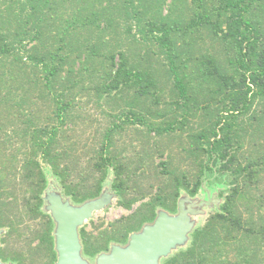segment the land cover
<instances>
[{
    "label": "trees",
    "instance_id": "16d2710c",
    "mask_svg": "<svg viewBox=\"0 0 264 264\" xmlns=\"http://www.w3.org/2000/svg\"><path fill=\"white\" fill-rule=\"evenodd\" d=\"M166 1L0 0L2 262L57 263L50 176L79 205L112 175L118 205H139L81 227L82 255L127 245L214 177L220 208L160 264H264V0Z\"/></svg>",
    "mask_w": 264,
    "mask_h": 264
},
{
    "label": "water",
    "instance_id": "95a60500",
    "mask_svg": "<svg viewBox=\"0 0 264 264\" xmlns=\"http://www.w3.org/2000/svg\"><path fill=\"white\" fill-rule=\"evenodd\" d=\"M47 190V189H46ZM110 190H112L110 186ZM112 194L104 192L100 197L83 204L73 205L62 195L47 190V209L56 222L55 242L58 252L56 264H88L82 256L79 227L109 202ZM200 204L189 203L186 208L179 200L178 213L162 210L152 224L140 232L132 233L127 245H112L111 250L97 256V264H160L174 249L186 243L191 231L188 215ZM2 230H0V234ZM0 264L4 263L0 260Z\"/></svg>",
    "mask_w": 264,
    "mask_h": 264
},
{
    "label": "rangeland",
    "instance_id": "374dc122",
    "mask_svg": "<svg viewBox=\"0 0 264 264\" xmlns=\"http://www.w3.org/2000/svg\"><path fill=\"white\" fill-rule=\"evenodd\" d=\"M170 1L171 0H167L166 2L162 3L163 5L162 9L165 15L168 13ZM204 39L206 41V45L204 46V48L209 47L216 54L218 50L220 49L218 43L216 41L211 40L209 37H206V36ZM88 104H89L88 109H92L94 103L89 102ZM163 106L164 104L160 105V107H163ZM198 120L199 118H197V121ZM186 136L187 135H185L184 137ZM130 137H132V135L128 134L127 132V134L123 138H125L126 140H129ZM178 137L179 136H171V138H165L163 142L169 143L168 144L169 146L176 147L174 145L177 143L176 139ZM121 143L122 145L125 144L124 142H121ZM137 148H140V147H137ZM246 150H247V147H246ZM168 152L170 151L167 150L165 152V156L163 159L166 160L167 158L173 157V164H174L176 162L177 155L175 152H170L172 154V156H170L168 155ZM156 161L158 162L159 160L156 159ZM111 179H112V175H110L108 180L104 183V188H103V193L108 192L109 194H112L109 202L104 206V208L98 211H95L93 213V216L90 219H88L82 226H80L79 229L81 227H85L86 230L90 231V230H93L95 228V225L99 224L100 222H105L104 224L107 225L108 223L114 220L120 219L126 215L131 214L133 210L139 205V203L135 204L133 209L131 210H128V209H125L119 206L117 203L118 198L115 196L112 190H110ZM204 184H205V188L200 190L199 193L194 197H191L185 191H181L179 200L184 203L185 208L189 203H193V204L201 203L202 205L197 206L188 215V217L190 218V224H191V231L188 234V239L185 244L178 246L176 249L172 251V253L181 248L186 247L190 242V239H191L190 235L193 232V230L204 225L208 216L216 212L224 201V198H225L224 196L227 194V188L229 187L225 179H222L221 181H216L214 177H212L210 181L208 179ZM48 189L53 194L62 195L64 200L68 201L70 204L76 205L67 196L64 195L62 187L60 186L58 181L52 176H50V181H49L47 190ZM47 190L45 191L44 197H47ZM47 206H48V202L45 203L43 208L44 210L48 211L51 214V211L47 209ZM161 211L162 210L158 211V213H160ZM82 256H83V259L88 262V264H97V257L88 258L84 255ZM159 262L161 263V259Z\"/></svg>",
    "mask_w": 264,
    "mask_h": 264
}]
</instances>
